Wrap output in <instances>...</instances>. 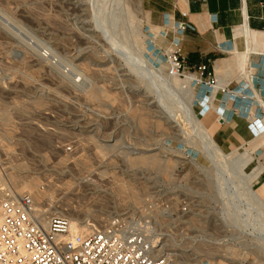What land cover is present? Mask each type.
<instances>
[{
	"label": "rangeland",
	"instance_id": "obj_1",
	"mask_svg": "<svg viewBox=\"0 0 264 264\" xmlns=\"http://www.w3.org/2000/svg\"><path fill=\"white\" fill-rule=\"evenodd\" d=\"M169 27L151 21L143 0H0V182L76 225L139 218L157 204L153 231L177 264H264V208L244 182L258 173L251 185L259 191L264 181V124L244 158V149L206 151L194 116L209 115L218 98L223 117L237 97L163 75ZM232 57L217 69H238ZM250 98L258 122L264 109ZM145 157L158 165L140 163ZM234 164L242 175L229 176V194L220 170ZM27 180L36 185L20 191ZM183 202L198 213L189 222Z\"/></svg>",
	"mask_w": 264,
	"mask_h": 264
},
{
	"label": "built area",
	"instance_id": "obj_2",
	"mask_svg": "<svg viewBox=\"0 0 264 264\" xmlns=\"http://www.w3.org/2000/svg\"><path fill=\"white\" fill-rule=\"evenodd\" d=\"M186 26L178 24L179 29ZM166 63L169 75L184 78L193 73L195 84L238 97L241 103H246L241 108H250L251 94L245 87L222 84L208 63L188 68L179 46L166 53ZM228 173L220 170L222 188L232 193L236 180L229 179ZM230 200L236 205V201ZM240 203L244 205L246 201ZM39 207L32 195L17 193L11 182H0V264H176L166 254L156 255L158 243L150 240L141 224H135L136 217L117 215L73 233L70 216L48 211L46 219H42ZM191 208L188 202H183L181 212L188 215Z\"/></svg>",
	"mask_w": 264,
	"mask_h": 264
},
{
	"label": "crops",
	"instance_id": "obj_3",
	"mask_svg": "<svg viewBox=\"0 0 264 264\" xmlns=\"http://www.w3.org/2000/svg\"><path fill=\"white\" fill-rule=\"evenodd\" d=\"M143 7L153 23L170 26L167 29V32H170L169 43L173 47L177 45L181 48L188 68L208 63L215 69L224 85L228 84L230 88L238 89L245 87L247 92L254 94L248 83L240 78L236 67L222 66L217 69L216 63L228 60L232 54L233 60L229 61L235 63L240 61L241 53L235 49L243 50L247 44L242 37L234 36L236 29L248 26L252 31L264 34V0H143ZM173 22L175 26L180 23H186L187 26L175 30ZM253 46L255 50L251 53V60L255 64L254 83L264 99V41L254 42ZM225 48L230 50L233 48V51L229 50L227 55ZM222 69L226 70V74L219 72ZM218 95L221 97L228 94L218 92L217 97ZM216 100L217 108L210 110L205 120L210 124L216 140L226 150L235 147H241L239 150L244 149L261 141L256 134L262 126L261 123L264 124V115L259 111L258 122L252 119L255 104L253 108H241L242 104L246 103H241L237 97L233 103L229 101L224 104L226 113L223 117H218L216 110H222L223 106L221 107V102ZM263 173L264 171L261 174V181L264 180ZM257 186L264 196V181Z\"/></svg>",
	"mask_w": 264,
	"mask_h": 264
},
{
	"label": "bare ground",
	"instance_id": "obj_4",
	"mask_svg": "<svg viewBox=\"0 0 264 264\" xmlns=\"http://www.w3.org/2000/svg\"><path fill=\"white\" fill-rule=\"evenodd\" d=\"M234 36L242 37L246 41L247 45H246V47L243 50H239L238 48L235 49L236 51L238 50L241 53V58H240V61H238L237 63H235L234 61H232V63H235L238 66V69L241 71V73L243 74L244 78H246V82L254 90V92H253L254 93V98L263 107L262 109H264V99L262 98L260 92L257 90L256 85L254 83L255 82L254 81L255 80V76H254V79L252 78V76L254 75V73H253L254 66H253V63H252V60H251V53L253 52V50H255L253 44H254V42H258V41L262 43L264 41V34L258 32V31H252L248 26H243V27H240V28H238V29H236L234 31ZM240 53H237V54H240ZM163 67L164 66H160V68H159V69H161L163 71V73H164L163 75L168 77L174 83H179V84L183 85V86H181L182 88L184 87V88L187 89L188 86L191 84V82H195V74H193V73H188L185 76V78L181 81V79H179V77L171 76L168 73H166V71H164ZM220 82L222 83L221 79H220ZM189 89L190 90H188L189 91L188 93L191 92L194 95L195 92H193L191 90V87ZM212 93L213 94H217L218 91L214 90V91H212ZM249 97H250V95H249ZM215 98H216V96H215ZM213 100H214V106H213ZM215 100L216 99L212 98L211 101H210L211 102L210 106L212 107V109L217 108L216 107L217 105L215 104ZM250 100L252 101L251 98H250ZM219 117H222V116H219ZM205 118H206V115L204 117H202V118L199 117L198 115L194 116V120L196 121L195 124H197L198 135H199L200 139L202 140L203 145H204L203 147L206 149V151L210 152V153H213L216 157H218V156H227V155H230V154L237 153V151H239V148L238 149L233 148L232 150H226L222 145H220L214 139V134H213L212 128H211L210 124L206 122ZM221 119H223V118H221ZM224 120H226V119H224ZM144 121H146V119L145 120L143 119L142 123H144ZM263 134H264V132L262 133V135ZM245 149L246 148H244V151L239 154L243 158L246 155H248V153H249V151H246ZM140 159H141L140 163L158 165V160L155 157H149V158L145 157L143 159L142 158H140ZM231 167H233L235 169L232 170V171L230 169V171H228L229 172L228 173L229 176L235 177V176H238V175L239 176L242 175V170L239 169V167L236 164H234V166H231ZM259 170L262 171V168L259 169ZM257 175H258V173H253V174H251V176H248L246 179H244V182L246 181L245 182V188H246V191L255 200L259 201L260 204L263 205V208H264V197H263L262 193L260 191H257L255 189H253L254 187L252 188V185H251L252 181L255 180ZM233 177H231V178L229 177V178L231 180H233ZM22 181H24V180H22ZM35 185H36V182H34L32 180H30V181L27 180V182H25L22 186H19V188H20L19 190L23 191V189L24 190L25 189H30V188L32 189ZM124 188H127V187H124ZM127 191H129V190H127ZM225 192H228V191H225ZM17 193H18V191H17ZM23 193H28V192H23ZM23 193L20 192L19 194H23ZM28 194H30V193H28ZM229 194H231V193H229ZM36 195L38 196L39 194L37 192H35V197H36ZM231 197H233V194L231 195ZM132 199H133L134 203H139L140 202L139 193H138L137 190L136 191L132 190ZM249 200L252 202V200L250 198H249ZM44 210H42L40 208L38 209V214L42 217V219H46V213L48 212L46 209H44ZM157 210L155 211L154 209L147 208V206L145 205V207L142 208V210L140 211V217L137 219L138 221L135 222V224H141L143 226L144 230L149 234L150 240L152 242H154V243H158V250L156 251V255H164V254H166L169 257H171L174 260V262L177 264L175 258L170 254V253H172V252H170V249L166 248V246L164 245L165 243H161L159 241L158 233L153 231V230H155L153 228L156 227V223H158L160 221V220L157 219V218H159L157 216H160V212L159 211L157 212ZM147 211H149V212H147ZM54 214H60V213L58 212V213H54ZM197 214L198 213L195 210H193V208H191V210L188 213V215H186L187 222H189V220H191L192 218L196 217ZM131 217L134 218L136 216H131ZM145 218L146 219L150 218L151 221H146ZM101 219H103V218L101 217ZM152 219L155 222H153ZM90 224H93V223L89 222V223H81V224H77L76 225L74 223L73 218H71V230H72L73 233L82 232V231L90 229V227H91ZM185 234H186V236H188L190 233L189 232H185ZM163 248H165V251L163 250Z\"/></svg>",
	"mask_w": 264,
	"mask_h": 264
}]
</instances>
